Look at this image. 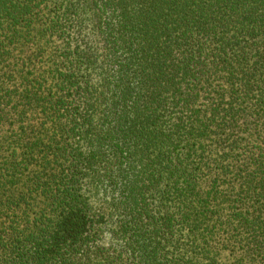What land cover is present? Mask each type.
Returning <instances> with one entry per match:
<instances>
[{
	"label": "trees",
	"instance_id": "trees-1",
	"mask_svg": "<svg viewBox=\"0 0 264 264\" xmlns=\"http://www.w3.org/2000/svg\"><path fill=\"white\" fill-rule=\"evenodd\" d=\"M0 264H264V0H0Z\"/></svg>",
	"mask_w": 264,
	"mask_h": 264
}]
</instances>
